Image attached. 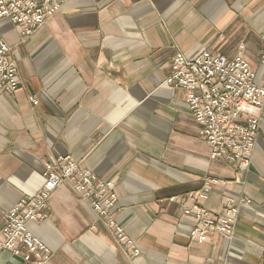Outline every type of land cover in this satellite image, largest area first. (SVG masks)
Wrapping results in <instances>:
<instances>
[{"label":"crops","instance_id":"obj_1","mask_svg":"<svg viewBox=\"0 0 264 264\" xmlns=\"http://www.w3.org/2000/svg\"><path fill=\"white\" fill-rule=\"evenodd\" d=\"M19 32L0 22L20 80L0 97V233L13 206L42 189L45 164L71 157L115 182L112 215L141 256L63 184L48 219L29 224L50 264H264V114L249 167L211 161L184 92L165 84L176 53L212 51L243 57L264 86V0H70L33 36ZM211 179L222 183L199 200ZM228 199L252 202L233 236L193 242L184 209L216 214Z\"/></svg>","mask_w":264,"mask_h":264},{"label":"built area","instance_id":"obj_2","mask_svg":"<svg viewBox=\"0 0 264 264\" xmlns=\"http://www.w3.org/2000/svg\"><path fill=\"white\" fill-rule=\"evenodd\" d=\"M69 1L0 0V22L10 21L20 30L22 38H29ZM12 55V47L0 35V97L20 88L18 66L11 59ZM261 63L264 64V56ZM165 84L184 92L185 102L199 127V136L210 148L211 161L224 158L233 165L249 167L264 114V86L257 84L256 74L243 57L227 60L212 51H204L189 58L178 52ZM32 102L38 105L35 99ZM43 177L40 192L23 197L7 213L0 233V259L7 254L21 264L51 263V249L33 234L29 224L48 219L52 195L63 184L72 186L76 194L91 205L130 256H141L136 242L112 215L119 201L114 181L100 178L71 157L47 162ZM220 183L218 179L207 181L197 198L206 200ZM250 205L249 199H240L238 203L228 199L222 211L216 214L202 204L185 208L184 214L193 217L196 223L191 240L205 244L215 234L232 237L241 206Z\"/></svg>","mask_w":264,"mask_h":264}]
</instances>
